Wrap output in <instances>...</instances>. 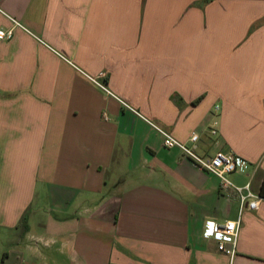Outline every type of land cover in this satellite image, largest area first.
I'll use <instances>...</instances> for the list:
<instances>
[{
    "label": "crops",
    "instance_id": "crops-1",
    "mask_svg": "<svg viewBox=\"0 0 264 264\" xmlns=\"http://www.w3.org/2000/svg\"><path fill=\"white\" fill-rule=\"evenodd\" d=\"M0 29V264H264V203L221 251L238 197L150 124L260 192L264 0H0Z\"/></svg>",
    "mask_w": 264,
    "mask_h": 264
},
{
    "label": "built area",
    "instance_id": "built-area-1",
    "mask_svg": "<svg viewBox=\"0 0 264 264\" xmlns=\"http://www.w3.org/2000/svg\"><path fill=\"white\" fill-rule=\"evenodd\" d=\"M12 34L13 29H8L7 31L0 29V39H9ZM102 86L105 87L104 85ZM220 109V105H215V115L210 126V132L213 135H217L219 132L218 115ZM150 124L161 133L165 147L180 148L199 168L219 178L222 194H234L238 197L239 217L237 219H228L224 223L208 220L204 228V236L215 239L218 242L219 249L233 257L237 252L236 246L242 226L243 214L246 210H258L261 204L264 203V195L254 190L252 181L238 184L231 178L233 173L247 170L246 160L232 151L218 150L214 154L201 155L197 152L200 141L198 132L192 133L190 136L192 144H188L176 138L171 132L156 123L150 121Z\"/></svg>",
    "mask_w": 264,
    "mask_h": 264
},
{
    "label": "trees",
    "instance_id": "trees-1",
    "mask_svg": "<svg viewBox=\"0 0 264 264\" xmlns=\"http://www.w3.org/2000/svg\"><path fill=\"white\" fill-rule=\"evenodd\" d=\"M260 193H261L262 195H264V179H263V182H262V185H261Z\"/></svg>",
    "mask_w": 264,
    "mask_h": 264
}]
</instances>
